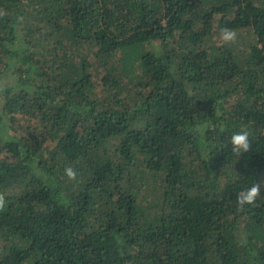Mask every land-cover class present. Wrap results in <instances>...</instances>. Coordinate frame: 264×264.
I'll list each match as a JSON object with an SVG mask.
<instances>
[{
    "label": "trees",
    "instance_id": "16d2710c",
    "mask_svg": "<svg viewBox=\"0 0 264 264\" xmlns=\"http://www.w3.org/2000/svg\"><path fill=\"white\" fill-rule=\"evenodd\" d=\"M260 181L264 0H0V264H264Z\"/></svg>",
    "mask_w": 264,
    "mask_h": 264
},
{
    "label": "clouds",
    "instance_id": "9594fccd",
    "mask_svg": "<svg viewBox=\"0 0 264 264\" xmlns=\"http://www.w3.org/2000/svg\"><path fill=\"white\" fill-rule=\"evenodd\" d=\"M221 38L225 43H234L237 38V33L230 28H222L220 32ZM250 132L247 129H242L239 132H235L231 136V144L233 151L236 153L247 152L251 147L249 140ZM65 173L69 179L75 180L77 173L72 167H66ZM264 181L256 182L250 188L243 191L238 196V204L243 207L245 204H253L257 198L261 195V185ZM5 197L0 194V211L5 209Z\"/></svg>",
    "mask_w": 264,
    "mask_h": 264
}]
</instances>
